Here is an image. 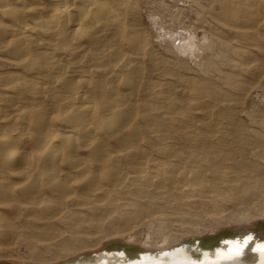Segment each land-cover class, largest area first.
Segmentation results:
<instances>
[{
    "label": "bare ground",
    "instance_id": "obj_1",
    "mask_svg": "<svg viewBox=\"0 0 264 264\" xmlns=\"http://www.w3.org/2000/svg\"><path fill=\"white\" fill-rule=\"evenodd\" d=\"M214 1L226 23L264 31V0ZM0 17V232L8 216L62 222L74 237L145 209L154 220L165 209L218 210L248 190L251 174L226 165L211 113L194 106L197 130L179 108L189 86L152 79L161 67L150 64L137 0H0ZM227 236L158 254L123 250L135 264H264L263 241ZM119 246L107 245L105 264ZM88 254L62 264H92Z\"/></svg>",
    "mask_w": 264,
    "mask_h": 264
},
{
    "label": "rangeland",
    "instance_id": "obj_2",
    "mask_svg": "<svg viewBox=\"0 0 264 264\" xmlns=\"http://www.w3.org/2000/svg\"><path fill=\"white\" fill-rule=\"evenodd\" d=\"M137 1L150 64L161 67L152 79L173 76L176 84L189 86L188 94L177 95L184 116L192 119L193 128L202 130L193 108L198 103L205 107L230 153L226 165L249 172L253 182L218 210L210 204L199 211L165 209L159 212L161 219L154 220L149 216L152 210L145 209L144 217L124 221L114 217L105 220L98 232L84 228L74 237L62 233V222L54 224L57 230L6 216L7 229L0 232V264H62L88 253L94 255L92 264H105L103 251L112 242L120 246L110 250L116 254L111 264H135L141 253H162L192 239L251 235L264 242V49L259 39L263 26L249 29L253 23L247 20L226 23L213 0ZM124 246L138 255L125 252Z\"/></svg>",
    "mask_w": 264,
    "mask_h": 264
}]
</instances>
